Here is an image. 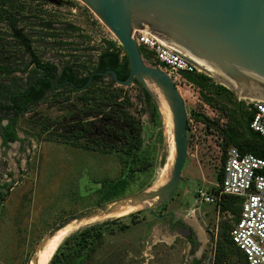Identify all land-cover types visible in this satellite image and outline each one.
<instances>
[{
    "label": "rangeland",
    "instance_id": "374dc122",
    "mask_svg": "<svg viewBox=\"0 0 264 264\" xmlns=\"http://www.w3.org/2000/svg\"><path fill=\"white\" fill-rule=\"evenodd\" d=\"M21 2L26 4L27 13H35L40 18L38 22H56L55 30L44 29L40 25L32 28L36 41L34 49L43 60L62 64L69 61L85 66L81 69L82 74L88 76L94 70L93 62L108 41L121 46L106 24L80 0ZM71 25L78 30L71 31ZM56 42L70 45L60 48ZM149 64L154 66L150 61ZM202 75L210 80L215 78L206 71ZM215 80L218 86L229 90L227 85L217 78ZM104 82L110 83L111 80L107 78ZM124 89L133 102L132 114L143 125L144 147L152 151L154 158L153 175L140 183L151 182L147 190L160 182L164 172L170 153L169 131L159 106L160 119L136 84ZM180 92L186 103L190 125L189 152L178 191L169 202L154 208L156 216L149 210L133 216H130L133 213L121 216L114 212L111 219L82 227L69 235L61 244L86 228L122 218L120 223L111 225L116 231L105 233L102 245H95L94 253L77 259L76 264H214L217 246L229 240V230L239 214L221 211L216 205L198 199V191L215 193L219 184L218 174L223 166L220 130L228 124V112L222 109L224 105L220 102L208 107L204 96H210L209 93L191 82L181 85ZM58 95H70L71 100L65 104L51 101L36 107L35 114L27 115L19 123L18 133L24 142L13 143L5 149L0 147V190L3 196L0 197V264H31L42 239L52 228L64 218L100 206L102 182L114 181L120 176L121 165L115 153L84 140L75 143L61 136L64 133L73 135L69 134L68 108L76 103L78 93L66 89ZM234 98L240 102L235 95ZM240 103L245 108L244 112H249L246 102L242 100ZM205 117L214 124L208 126L203 121ZM145 190H139L138 184L133 193L124 198ZM237 201L236 208L240 207ZM20 206H26L30 215V235L25 243L19 240L14 227ZM167 213L182 219L187 227L194 230L195 244L170 228V217L165 220L157 217ZM125 224L129 227L120 230V226ZM41 235H44L42 239ZM231 260L241 264L238 256Z\"/></svg>",
    "mask_w": 264,
    "mask_h": 264
},
{
    "label": "water",
    "instance_id": "95a60500",
    "mask_svg": "<svg viewBox=\"0 0 264 264\" xmlns=\"http://www.w3.org/2000/svg\"><path fill=\"white\" fill-rule=\"evenodd\" d=\"M80 1L116 36L128 56L130 75L123 81L114 70L95 72L86 84L78 87L73 83V88L84 91L98 76L110 75L124 88L137 80L160 108L169 131L170 153L160 182L153 188L82 212L52 228L34 254V264H39L49 241L73 222L109 215L128 203L127 210L133 214L149 210L154 215V208L169 202L179 189L189 152L188 110L172 78L143 56L134 39L137 29L146 30L163 45L218 76L238 99L264 100V0ZM184 74L198 79L197 74ZM209 82L219 85L215 78Z\"/></svg>",
    "mask_w": 264,
    "mask_h": 264
},
{
    "label": "trees",
    "instance_id": "16d2710c",
    "mask_svg": "<svg viewBox=\"0 0 264 264\" xmlns=\"http://www.w3.org/2000/svg\"><path fill=\"white\" fill-rule=\"evenodd\" d=\"M0 20L4 17V21H12L15 26V32L22 35L23 29H17L19 24L28 23L30 27V41L29 50L35 52L34 46L36 41L34 35L32 36V28L35 25H40L44 29L55 30L56 22H38L39 17L35 13H27V6L21 0H0ZM71 31H77L76 26H69ZM21 43L23 41L21 40ZM20 43V44H21ZM4 47L7 43L3 44ZM22 45V44H21ZM20 45V46H21ZM60 48H65L70 45L66 42H56ZM7 48V47H6ZM23 50L22 46L21 49ZM142 54L149 62L151 57L147 56L142 49ZM38 57L35 56L37 61ZM93 72H105L107 70H114L117 72L120 80H127L130 75V63L127 54L122 46H118L116 42L108 41L106 48L103 49L96 61L93 62ZM38 70L45 73L56 71L57 67L50 63L42 65L37 61ZM155 66V65H154ZM82 65L71 64L69 61L62 65V80H70L77 86H83L86 84L89 76L84 77L82 74ZM92 74V72L90 73ZM187 79L200 87L203 91H207L210 96H204V101L208 105H213L215 102H220L224 106L223 110L228 112V124L225 128L220 130L223 137V158L222 164L224 165L227 159L228 149L231 147L237 148L242 153H253L256 156L264 159V138L259 134L253 132L250 127L252 114L251 112H244V107L240 102H236L233 92L224 88L223 86H215L210 83V78L198 74V79L186 76ZM142 91L145 101L153 108L154 114L160 119L159 108L154 97L136 80L135 83ZM70 91L78 93L76 97V103L69 109V119L67 123L71 126L72 136L67 133L62 134L67 140H73L75 143H79L84 140L87 143L106 149L111 154L118 156L121 172L117 180L103 181L102 197L98 205L116 201L118 199L128 196L133 193L134 187L139 184V190H145L146 187H150L151 182L147 184H140L144 179H149L155 171L154 158L152 157V151L145 149L144 147V129L141 121L136 118L132 112L133 106L132 99L124 87H120L115 84L111 79L110 83H105L103 77H95L93 84L84 91H79L74 88H70ZM45 92V91H44ZM44 92H40L37 99H41L44 96ZM7 92L0 91V95H6ZM27 91L14 90L13 106L1 107L6 110L7 108L13 110L14 114V127L19 125L20 121L26 114L33 113L36 107H30L33 103L28 95ZM52 103L65 104L69 103L71 96L61 97L60 95H54L51 98ZM235 101V102H234ZM230 105L232 107H230ZM208 126L214 124L212 120L205 117L204 120ZM10 133H13L11 138L5 136L4 144L9 141H18L19 138L16 135L15 130L11 129V126L6 128ZM8 132V133H9ZM152 155V156H151ZM164 165L166 160L163 161ZM163 165V166H164ZM223 166L218 174L219 183L223 179ZM264 173V172H263ZM97 190V188L95 189ZM2 192L0 190V197ZM3 197V196H2ZM238 199L231 196H224L217 208L221 211L232 212L234 215L240 216V207L236 208ZM25 209V210H24ZM25 211V212H23ZM134 214L130 215L133 216ZM128 216V217H130ZM126 218V217H124ZM30 219L29 210L26 206H20L18 208V214L15 219L14 227L16 228L19 240L22 243L27 241V237L30 235L28 230V220ZM66 218L62 219L64 221ZM122 218L107 221L102 224L94 225L86 228L84 231L77 233L67 240H65L56 250L49 264H76L77 259L86 258L91 253H94L96 246H101L103 242L104 234L107 232L114 233L116 231L111 225L120 223ZM239 219V217H238ZM237 219V220H238ZM61 221V222H62ZM135 223V222H134ZM120 230H125L129 226L121 225ZM231 229L229 230L230 233ZM226 233V231H225ZM45 235V234H44ZM44 235H41L42 239ZM190 239H193L190 237ZM96 245V246H95ZM234 256H238L241 264H247L246 258L243 253L233 244L230 237L227 242L220 243L215 251L214 264H237L231 259ZM30 263V261H29Z\"/></svg>",
    "mask_w": 264,
    "mask_h": 264
},
{
    "label": "built area",
    "instance_id": "2783aa9c",
    "mask_svg": "<svg viewBox=\"0 0 264 264\" xmlns=\"http://www.w3.org/2000/svg\"><path fill=\"white\" fill-rule=\"evenodd\" d=\"M134 39L151 57L150 62L165 71L179 90L181 85L190 83L184 72L205 73L199 65L163 45L146 30L137 29ZM242 100L252 114L251 129L264 138V100L239 99ZM222 171L223 179L216 185L215 193L200 190L198 199L219 206L224 196L237 198L241 202V213L229 237L243 253L247 264H264V159L231 147Z\"/></svg>",
    "mask_w": 264,
    "mask_h": 264
},
{
    "label": "flooded vegetation",
    "instance_id": "af4514ba",
    "mask_svg": "<svg viewBox=\"0 0 264 264\" xmlns=\"http://www.w3.org/2000/svg\"><path fill=\"white\" fill-rule=\"evenodd\" d=\"M17 29H23V34L20 35L15 32V26L12 21L6 22L4 21V17L2 18V20H0V91L7 92L6 95H0V147L3 149L10 147L11 144L16 142H24V140L20 138L18 133L19 125H17V127H14L13 125V110H9L8 108L6 110L1 109V107L3 108L6 106H13L14 90L18 89L27 91L28 93H26L25 95H28L27 97H30L33 101V103L29 106L38 107L42 104H48L49 102H51L49 97L57 95L66 89L73 88V83L70 80L63 81L61 78L63 65L61 62L43 60V58L36 51L33 53L30 52L28 45L31 36L28 23L24 22L23 24H19ZM21 40L23 41V43H21ZM5 43H7V46L4 47L3 44ZM20 45L22 46L23 50H20ZM35 56L38 57L37 59L41 62L42 65H45L47 63L55 65L57 67L56 71L45 73L41 70H38V60L36 61L34 59ZM93 73L95 72H92V74ZM107 78H109L110 80L112 79L110 75L103 76L104 81ZM41 91H45V94L41 99H37L36 96H38ZM29 114H26L25 117ZM9 126H11V129L15 130L19 140L15 142L9 141L5 145V136H7L8 138H11L13 136V133L5 130ZM157 217L161 220H165L167 217H170V228L186 236L188 242L192 244L196 243L193 235L194 230L191 227H187L186 223L182 219H176L175 215L172 213L159 215ZM190 237H192L193 239H190Z\"/></svg>",
    "mask_w": 264,
    "mask_h": 264
},
{
    "label": "bare ground",
    "instance_id": "6f19581e",
    "mask_svg": "<svg viewBox=\"0 0 264 264\" xmlns=\"http://www.w3.org/2000/svg\"><path fill=\"white\" fill-rule=\"evenodd\" d=\"M201 67V66H200ZM204 71L209 72L208 70L204 69L203 67H201ZM212 76H214L215 78L218 79V81H222L225 86H229L226 82H224L222 79H220L218 76H216L215 74L209 72ZM231 87V86H229ZM168 130V129H167ZM151 189V188H150ZM131 204H125L123 206L118 207L114 212H117L119 215L123 216L125 214L131 213L129 210H122V209H126L129 208ZM113 213L109 214V215H100L97 216L95 218L89 219V220H84L82 222H73L72 224H70L69 226H67L66 228L62 229L61 231H59L48 243L47 247L44 249L43 252H41L40 254V259H39V264H49L50 260L52 259L55 251L58 249L59 245L61 244V242L66 239L69 235H71L72 233H74L75 231L79 230L82 227L85 226H90L93 224H96L98 222H102L105 220H109L112 218ZM115 218V216L113 217ZM34 264V263H31Z\"/></svg>",
    "mask_w": 264,
    "mask_h": 264
}]
</instances>
